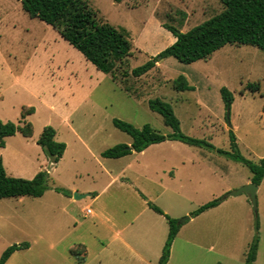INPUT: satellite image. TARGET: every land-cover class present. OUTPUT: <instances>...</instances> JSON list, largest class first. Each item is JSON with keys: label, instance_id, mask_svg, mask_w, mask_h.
Segmentation results:
<instances>
[{"label": "rangeland", "instance_id": "374dc122", "mask_svg": "<svg viewBox=\"0 0 264 264\" xmlns=\"http://www.w3.org/2000/svg\"><path fill=\"white\" fill-rule=\"evenodd\" d=\"M85 1L132 43V56L113 73L98 70L51 25L29 17L20 1L0 0V119L33 127L30 137L19 132L7 137L0 158L13 177L32 179L42 170L49 174L43 197L0 199V257L7 247L27 242L29 248L17 250L6 264H158L169 225L150 208L151 202L180 226L167 264H245L257 235L255 264H264V179L257 213L248 194L225 197L251 179L246 165L208 147L169 140L143 154L119 159L101 155L132 142L114 119L171 134L163 117L148 105L160 98L172 105L186 136L230 150L232 131L240 153L258 163L264 158V52L252 45L227 44L192 63L165 58L146 75L134 77L133 68L174 43L166 24L186 32L219 13L222 3ZM182 82L193 89L177 90ZM250 83L260 88L253 91ZM223 86L234 97L229 121ZM30 108L23 118L22 111ZM47 126L55 130L56 141L66 144L57 164H51L37 143ZM57 187L72 190V197L77 191L89 195L67 206ZM94 192L100 194L96 199ZM217 198L222 199L217 207L191 217ZM87 208L93 213H86ZM187 216L191 219L179 223ZM141 223L150 229L147 236L143 229L138 237ZM127 224L123 236L132 248L108 243L107 227Z\"/></svg>", "mask_w": 264, "mask_h": 264}, {"label": "trees", "instance_id": "16d2710c", "mask_svg": "<svg viewBox=\"0 0 264 264\" xmlns=\"http://www.w3.org/2000/svg\"><path fill=\"white\" fill-rule=\"evenodd\" d=\"M24 11L31 18H38L56 29L60 35L79 50L84 57L90 61L98 70L110 74L118 64L124 62L127 57L132 56V43L127 33L118 29L103 19L97 17L96 12L85 0H18ZM120 1V0H117ZM223 9L194 26L186 32H182L172 25H165L171 31L176 40L170 46L162 50L157 56L152 57L142 65L132 69L134 77L146 75L156 67L161 60L174 57L183 63H192L200 59H207L213 53L227 44L252 45L264 52V0H219ZM251 90H258L259 83H250ZM193 89L187 82H182L177 90L185 91ZM221 96L226 109H230L234 97L232 92L225 86L221 88ZM149 108L163 117L164 123L172 129V133L164 135L155 130L151 125L145 124L137 128L131 123L120 119H114L116 128L126 132L132 137L128 144H117L102 152L105 158H120L132 153L142 152L153 144L170 141H180L190 146H204L216 150L235 161L246 165L251 172V181L260 185L264 179V158L255 163L245 158L238 149L237 137L234 132L229 131L230 150L215 149L213 144L204 139L186 136L181 131V123L176 116L171 104L160 98L151 99ZM22 111L23 118L32 112ZM264 111V105H263ZM17 132L26 137L33 134L30 122L23 126L13 122H3L0 119V147L5 146V139L15 135ZM37 143L51 157V164H57L62 158L66 144L55 140V130L47 126L37 139ZM47 171L38 172L32 179L10 176L0 158V199L16 198L23 196L41 197L49 188ZM56 191L70 196L71 192L63 188H55ZM221 198L211 200L200 206L191 213L196 217L204 211L218 206ZM148 205L158 214L163 215L169 225L168 236L162 249L158 264H167L169 261L171 246L177 236L180 226L175 218L165 214L164 211L148 202ZM256 229H259L258 222ZM259 237L254 238L246 254L245 264H255L257 258ZM29 248V243L11 245L6 248L0 257V264H5L17 250Z\"/></svg>", "mask_w": 264, "mask_h": 264}, {"label": "crops", "instance_id": "0c3cea01", "mask_svg": "<svg viewBox=\"0 0 264 264\" xmlns=\"http://www.w3.org/2000/svg\"><path fill=\"white\" fill-rule=\"evenodd\" d=\"M176 39H174V41H175ZM170 141V140H169ZM5 144H6V139H5ZM149 148V147H148ZM147 148V149H148ZM147 149H145L144 151H142V152H137V153H141V154H143ZM133 152H136V151H132V153ZM131 153V154H132ZM127 156V155H126ZM63 157V156H62ZM124 157V156H123ZM120 158H122V157H120ZM62 159V158H61ZM60 159V160H61ZM112 159V158H111ZM113 159H119V158H113ZM60 160H59V162H60ZM58 162V163H59ZM251 181V179H249L248 180V183ZM247 183V184H248ZM60 188V187H59ZM259 189H260V187H259ZM258 189V190H259ZM69 190V189H68ZM70 192H71V195L70 196H64L63 195V197H65V199L66 200H63V202H64V204H66L67 206H70V205H73L74 203H75V201H77L76 199H74L73 197H72V193H73V191L72 190H69ZM80 192V191H79ZM77 193H78V191H77ZM94 194H95V199L96 198H98L99 197V195L100 194H98L97 192H94ZM89 195V193H86V196H88ZM85 196V197H86ZM145 196V195H144ZM23 197H25V196H23ZM41 197H43V196H41ZM16 198H20V199H23L22 197H16ZM145 198V200H147L146 199V197H144ZM4 199V198H3ZM217 207V206H216ZM213 208H215V207H213ZM87 213V212H86ZM93 213V211L91 210V213H88V214H92ZM157 213V212H156ZM165 213V212H164ZM161 215V214H160ZM168 215V214H167ZM191 219V218H190ZM102 225V224H101ZM129 225L127 224V225H125L124 227H122V228H117V227H115V226H113V227H107V233H109V239H108V243H117V244H120L121 246H123L124 248H127V249H129V248H132L131 247V244H132V241L131 240H129L127 237H124L123 236V231L128 227ZM145 231H144V230ZM141 231V233L140 234H138V237H143V235H141L142 233H143V231L145 232V235L147 236V231H150V229H148V228H144V226L142 225V223H141V229H140ZM168 231H169V229H168ZM152 232V231H151ZM107 235V234H106ZM176 238V237H175ZM175 240V239H174ZM149 243H150V241H149ZM173 244V243H172ZM172 247V246H171ZM14 254V253H13ZM12 254V255H13ZM170 255H171V253H170ZM169 259H170V257H169ZM79 262H84V257H80L79 258ZM168 263V262H167ZM6 264V263H5ZM149 264H154V263H149Z\"/></svg>", "mask_w": 264, "mask_h": 264}, {"label": "water", "instance_id": "95a60500", "mask_svg": "<svg viewBox=\"0 0 264 264\" xmlns=\"http://www.w3.org/2000/svg\"><path fill=\"white\" fill-rule=\"evenodd\" d=\"M227 118H228V121H229V110H228V113H227ZM258 189H259V186L254 184V183H252V181H250L248 184L242 186L238 190L229 192L225 197L238 196L241 193H246L249 196V199H250V201L252 203L254 211L257 213V210H258V206H257V192H258ZM85 196H86V194H79V193L76 192V193H74L73 198L74 199H81V198H84ZM188 219H190L189 216L183 218V220H181L179 223H182V222H184V221H186Z\"/></svg>", "mask_w": 264, "mask_h": 264}, {"label": "built area", "instance_id": "2783aa9c", "mask_svg": "<svg viewBox=\"0 0 264 264\" xmlns=\"http://www.w3.org/2000/svg\"><path fill=\"white\" fill-rule=\"evenodd\" d=\"M86 212H87V213H91V209H90V208H87V209H86Z\"/></svg>", "mask_w": 264, "mask_h": 264}]
</instances>
